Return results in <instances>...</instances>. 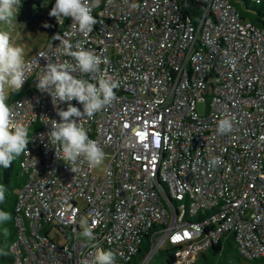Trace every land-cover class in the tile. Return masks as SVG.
<instances>
[{"label": "built area", "instance_id": "1", "mask_svg": "<svg viewBox=\"0 0 264 264\" xmlns=\"http://www.w3.org/2000/svg\"><path fill=\"white\" fill-rule=\"evenodd\" d=\"M192 1L203 6L195 19L186 12ZM89 5L93 31L80 33L69 18L61 36L106 57L100 71L118 87L92 119H70L108 162L99 174L83 158H58L52 147V120L60 121L69 102L54 105L37 80L49 63H75L52 37L25 59V93L7 101L31 139L21 162L27 179L18 190L15 264H91L101 250L117 257L114 264H129L148 234L149 250L137 264L169 243L176 246L171 264H195L229 234L247 260L264 257V28L230 0ZM83 78L96 83L92 74ZM224 118L232 130L220 134ZM215 157L221 163L210 167ZM85 216L91 242L78 237ZM45 226L71 229L74 238L59 244Z\"/></svg>", "mask_w": 264, "mask_h": 264}, {"label": "clouds", "instance_id": "2", "mask_svg": "<svg viewBox=\"0 0 264 264\" xmlns=\"http://www.w3.org/2000/svg\"><path fill=\"white\" fill-rule=\"evenodd\" d=\"M131 7L137 8L138 5L133 4ZM20 8L21 0H0V167L4 169H8L23 153L28 152L31 141L28 127L13 121V110L7 103L8 97L19 93L27 80L25 50L17 46L11 37ZM49 16L55 18L59 25L66 18H71L73 26H78V31L85 35L91 33L97 23L89 0H55ZM3 26L8 30H4ZM68 36L69 33H64L63 36L57 34L54 38L60 41L63 54L71 57L75 63L65 60L59 64H47L36 87L41 92L49 93L54 105L57 101L69 102L67 110L58 111L60 121L52 120L51 131L48 132L56 155L60 154L57 157L73 164L83 158L90 166L97 167L103 163L104 150L96 140L89 137L85 127L76 119L70 118H78L79 121L84 117L92 119L113 102L118 82L100 71L99 66L108 63L106 57L85 49L81 42L74 45ZM77 71L82 74L80 78L73 75ZM83 74H92L96 83L84 79ZM73 100L82 105V111L70 103ZM231 130V120L224 118L218 122L217 131L220 134ZM220 163V159L215 157L210 159L209 166L215 167ZM6 192V185L0 184V205L6 200ZM11 220V212L0 208V235L5 240L10 235L7 225ZM81 235L89 240L94 239L92 230L88 227H84ZM15 247L14 244L5 243L0 246V256L10 255ZM91 264H114V254L111 251H98Z\"/></svg>", "mask_w": 264, "mask_h": 264}, {"label": "trees", "instance_id": "3", "mask_svg": "<svg viewBox=\"0 0 264 264\" xmlns=\"http://www.w3.org/2000/svg\"><path fill=\"white\" fill-rule=\"evenodd\" d=\"M236 8L240 11L242 18L250 20L256 25L264 28V0L258 3L255 0H230ZM55 0H21V8L19 15L17 16L20 22H32L36 19H45V24L48 25L44 28L53 34V38L59 34L61 35L66 27L69 18H66L63 24H58L55 18L49 16V12L54 5ZM203 9L201 3L192 1L187 5V13L194 19L197 18V14ZM55 35V36H54ZM25 89L22 88L19 93L12 94L8 97L7 101H11L14 98L21 97L25 93ZM30 137V135H29ZM24 154V153H23ZM23 154L13 162L12 166L8 169L0 167V184H4L7 187L6 200L4 204L0 205V208L11 212L12 220L8 223L9 237L7 240L0 235V246H4L5 243L11 245L17 236V226L15 222L16 218V206L18 202V190L26 182L27 175L21 166L23 160ZM46 234L49 231L45 232ZM68 239V235H66ZM150 246V235H146L139 253L135 256L133 261L129 264L139 263L147 254ZM210 255L204 257V260H213L216 264H264V257L254 260H247L241 253L238 244L235 241V237L232 236V240L221 241L218 244L211 246ZM176 246L167 244L166 249L163 251L165 259L163 263L171 264L175 260ZM232 252L233 260L228 257V252ZM165 252V253H164ZM114 255V261H116ZM0 264H15V257L13 252L8 256H0ZM206 264V263H205Z\"/></svg>", "mask_w": 264, "mask_h": 264}, {"label": "rangeland", "instance_id": "4", "mask_svg": "<svg viewBox=\"0 0 264 264\" xmlns=\"http://www.w3.org/2000/svg\"><path fill=\"white\" fill-rule=\"evenodd\" d=\"M45 25V19H36L32 22H20L17 18V24L15 25V28L11 31V37L12 41L17 46L24 48L25 59L33 56L37 51L43 48V46L47 44V42L53 37V34H51L48 30L44 28ZM3 27L4 30H8L6 26ZM107 162L108 158H104L103 163L101 165L94 167V172L103 174ZM84 227H88V218L86 216L80 222L81 231H79L78 237L80 240L91 242L92 240H89L83 235H81ZM43 231H49L50 237L59 244L67 242L68 239L66 238V235H68L69 238H74V232L71 229H69L67 232H63L56 227L45 226ZM165 249L166 246L159 249L148 264H162L163 260L165 259V255H163V251ZM205 262L206 264H216L213 260H205Z\"/></svg>", "mask_w": 264, "mask_h": 264}, {"label": "crops", "instance_id": "5", "mask_svg": "<svg viewBox=\"0 0 264 264\" xmlns=\"http://www.w3.org/2000/svg\"><path fill=\"white\" fill-rule=\"evenodd\" d=\"M232 236L233 235H231V234H229V235H227V236H225V238L223 239V241H226V240H232ZM211 248V247H210ZM207 249V250H205V251H203V252H201L200 254H199V256H198V259H197V261H196V263L195 264H205L206 262H205V260H204V257H206V256H208V255H210V252H211V249ZM232 252H228V257L230 258V260H233V257H232Z\"/></svg>", "mask_w": 264, "mask_h": 264}, {"label": "flooded vegetation", "instance_id": "6", "mask_svg": "<svg viewBox=\"0 0 264 264\" xmlns=\"http://www.w3.org/2000/svg\"><path fill=\"white\" fill-rule=\"evenodd\" d=\"M69 229H66L64 232H67Z\"/></svg>", "mask_w": 264, "mask_h": 264}, {"label": "water", "instance_id": "7", "mask_svg": "<svg viewBox=\"0 0 264 264\" xmlns=\"http://www.w3.org/2000/svg\"><path fill=\"white\" fill-rule=\"evenodd\" d=\"M68 241V240H67Z\"/></svg>", "mask_w": 264, "mask_h": 264}]
</instances>
